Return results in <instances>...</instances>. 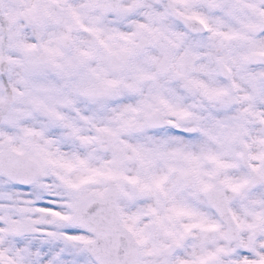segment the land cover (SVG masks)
Listing matches in <instances>:
<instances>
[{"label": "snow or ice", "instance_id": "obj_1", "mask_svg": "<svg viewBox=\"0 0 264 264\" xmlns=\"http://www.w3.org/2000/svg\"><path fill=\"white\" fill-rule=\"evenodd\" d=\"M0 264H264V0H0Z\"/></svg>", "mask_w": 264, "mask_h": 264}]
</instances>
